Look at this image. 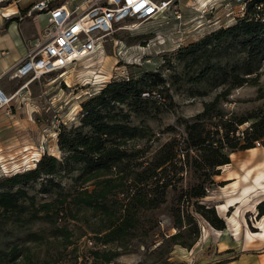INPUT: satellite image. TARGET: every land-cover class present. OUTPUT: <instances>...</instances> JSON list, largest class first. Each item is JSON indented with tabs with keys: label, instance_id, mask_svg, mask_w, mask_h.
Returning <instances> with one entry per match:
<instances>
[{
	"label": "rangeland",
	"instance_id": "obj_1",
	"mask_svg": "<svg viewBox=\"0 0 264 264\" xmlns=\"http://www.w3.org/2000/svg\"><path fill=\"white\" fill-rule=\"evenodd\" d=\"M34 1L0 0V8L11 17L22 14L21 10L26 11ZM53 1L58 5L67 2ZM249 1L174 0L170 9L156 19L122 23L113 36L105 39L102 51L76 66L31 80L4 78L0 88L16 95L10 109L0 110V179L34 167L44 153L62 159L58 135L63 127L69 129L79 124L82 103L103 83L132 74L162 72L172 99L162 98L156 105L143 106L139 114L132 115L134 125L150 127V131L146 138L131 143L136 148L153 151L172 139L183 142L186 123L202 113L205 103L212 101L223 86L206 83L196 89L185 78L184 64L176 58V52L234 24L243 17ZM133 37L139 39L132 42ZM262 95L264 66L259 85L234 88L219 107L228 118L241 116L263 107ZM247 125H240L239 130ZM256 156L258 160L252 158ZM230 160L229 164L218 167L220 174L214 175L215 182L198 202L204 209L215 210L217 219L225 223L224 229L197 212L194 201H182V189L200 181L203 173L185 166L176 178L175 187L169 189L166 202L143 211L141 227L135 236L133 232L125 249L97 242L96 232L102 228L98 214L83 212L76 219L61 216L49 221L25 216L16 225L4 226L0 250L17 247L18 255L0 264H264V239L260 237L264 214L259 213L260 208L264 209L263 141L260 147L231 152ZM59 179L65 190L76 184L69 175ZM40 189L39 183L28 186L38 202L54 197L42 194ZM221 205L228 206L220 209ZM179 208L184 222L183 235L178 240L195 241L191 247L176 244L171 238L179 232ZM188 215L193 219L190 224L186 221ZM208 215L214 219L213 213ZM196 231L199 237L195 240ZM94 250L101 251L99 257L93 254ZM114 251H119L118 255L107 261L104 253Z\"/></svg>",
	"mask_w": 264,
	"mask_h": 264
},
{
	"label": "trees",
	"instance_id": "obj_2",
	"mask_svg": "<svg viewBox=\"0 0 264 264\" xmlns=\"http://www.w3.org/2000/svg\"><path fill=\"white\" fill-rule=\"evenodd\" d=\"M6 20L8 25L12 18ZM138 39L133 37L131 41ZM176 58L183 62L184 76L196 89L206 83L223 86L212 101L205 103L204 111L186 123L183 142L172 139L153 151L131 143L146 138L150 131V127L134 125L132 115L139 114L143 106L156 105L162 98L172 99L162 72L132 74L104 83L82 103L79 124L60 131L62 159L44 153L34 167L0 179V234L4 226L16 225L25 216L49 221L61 216L76 219L80 213L91 212L98 214L102 222L95 235L97 242L125 249L133 232L135 236L141 227L143 211L166 202L169 189L175 187L185 166L203 173L200 181L182 189V201H194L197 212L224 229L225 223L217 219L215 210L204 209L198 202L215 182L214 175L220 174L218 167L231 162V152L254 148L256 141L264 143V106L230 118L219 107L234 88L260 84L264 66V0L249 1L243 17L199 42L180 47ZM245 123L249 125L239 130ZM62 175L72 176L75 186L65 190L59 179ZM36 183L41 185L42 194L54 197L38 202L28 190L30 184ZM259 213L263 215L264 209L260 208ZM186 221L190 224L193 219L188 215ZM183 222L179 208V232L171 238L176 244L191 247L195 241L178 240L183 235ZM198 237L196 231L195 240ZM17 252V247L0 250V262L16 258ZM118 252L104 253L106 260H112ZM99 253L93 251L96 257Z\"/></svg>",
	"mask_w": 264,
	"mask_h": 264
},
{
	"label": "built area",
	"instance_id": "obj_3",
	"mask_svg": "<svg viewBox=\"0 0 264 264\" xmlns=\"http://www.w3.org/2000/svg\"><path fill=\"white\" fill-rule=\"evenodd\" d=\"M173 2L67 0L58 5L53 0H35L25 14L18 13L19 18L45 14L48 26L36 47L13 67L9 78L31 80L76 66L102 51L105 39L113 36L122 23L156 19L163 11L170 9ZM15 95L0 88V110L10 109ZM256 146L260 147L261 142L256 141Z\"/></svg>",
	"mask_w": 264,
	"mask_h": 264
},
{
	"label": "crops",
	"instance_id": "obj_4",
	"mask_svg": "<svg viewBox=\"0 0 264 264\" xmlns=\"http://www.w3.org/2000/svg\"><path fill=\"white\" fill-rule=\"evenodd\" d=\"M21 11L25 14V10ZM6 16L0 8V86L2 80L10 76L13 67L25 57L29 50L36 47L42 32L48 26L45 14L24 19H20L19 15ZM7 18L12 20L5 25Z\"/></svg>",
	"mask_w": 264,
	"mask_h": 264
},
{
	"label": "bare ground",
	"instance_id": "obj_5",
	"mask_svg": "<svg viewBox=\"0 0 264 264\" xmlns=\"http://www.w3.org/2000/svg\"><path fill=\"white\" fill-rule=\"evenodd\" d=\"M7 11V10H6ZM253 150V149H252ZM255 150V149H254ZM254 156V155H253ZM254 160H258L257 159V156L256 157H252ZM251 158V159H252ZM261 174H262V172H261ZM258 180H260L259 178H258ZM262 191L264 192V187H262ZM249 195V194H248ZM243 200V199H242ZM234 200H232V201H230L229 202V205L231 206L234 202H233ZM227 206L228 205H221L220 206V209H226L227 208ZM234 219V222H235V220L237 221V219H236V217H234L233 218ZM235 223H237V222H235ZM236 225H238V223L236 224ZM260 226H261V228H262V233H260V237L262 238V239H264V221L263 222H260ZM237 229V228H236ZM237 232V231H236ZM239 233V232H238ZM251 234V233H250ZM252 235V234H251Z\"/></svg>",
	"mask_w": 264,
	"mask_h": 264
}]
</instances>
